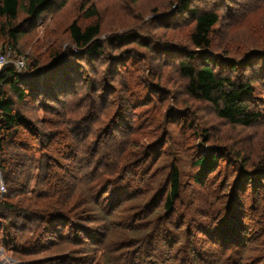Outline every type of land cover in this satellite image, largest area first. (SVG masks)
<instances>
[{
	"label": "rangeland",
	"instance_id": "rangeland-1",
	"mask_svg": "<svg viewBox=\"0 0 264 264\" xmlns=\"http://www.w3.org/2000/svg\"><path fill=\"white\" fill-rule=\"evenodd\" d=\"M20 1L24 3V0ZM172 1L176 0H59V3L62 2L59 7L44 14L34 27L20 37L15 47L20 57L18 60L13 56L9 58L11 63L24 62L22 68L15 69L17 73H29L30 69L36 73V64H39L40 72L53 66L49 69L51 71L57 65V56L64 55V61L57 66L61 67L53 71L54 77H50L49 71L45 78L43 75L40 78L52 80L60 87L64 86L59 80L73 86L71 92L62 91L63 88L58 86L56 89L51 87L49 98L53 97L56 102L42 98L37 100L34 96V100L15 106V110H20L37 128L36 132L24 128L11 134L8 146H5L6 154L0 157V164L7 162L17 170V173L11 172L10 182L6 184L5 174L0 169V264H34L52 256L53 251V254H61L71 248L70 245H58L48 250L52 245L49 230L53 226L35 233L39 222L34 211L55 215L63 209L67 210L68 215L81 219L94 232L100 231L103 226L108 243L110 235L117 239L125 237L123 226L119 229L117 223L122 225L130 214H135L132 216L134 221L140 215L146 216L144 211L152 209L155 200H161L154 208L159 211L153 218L158 224L154 226L150 223L148 236L156 228L165 232L162 237L153 236V242L149 240L151 243L147 242L149 244L144 247H137L140 252L135 259L142 258L144 264H238L244 252L245 238L239 233L240 228L235 221L231 220L232 214L241 221L243 216H238V212L246 209V226L250 228V235L264 228V215L255 207L254 200L256 188L264 196V180H260L253 189L248 187L241 171V168L259 163V158L264 156V119L263 125L250 128L233 126L220 119L213 106L192 99L186 93V81L180 79L177 82L179 73L175 64L180 57L175 59L174 54L180 48L183 51L193 50L190 36L194 32V24L188 14L178 13L177 4L173 6ZM195 5L201 10L221 13L222 19L214 30L212 45L207 53L212 55L216 69L224 74L253 79L256 91L253 100L264 113V0H200ZM92 6L98 12L97 21L101 25L98 39L104 47L102 57L80 52L70 38L69 28L74 22L81 26L93 24V21L83 17ZM173 11L177 14L171 20L156 19V14ZM22 25L21 30L25 23ZM115 35L124 36L125 40L109 43V38ZM2 37L0 50L5 47L2 44L8 42L6 34ZM5 50L12 51L9 47ZM250 55L258 58L248 64ZM261 57L263 61H258ZM234 63L237 69L232 66ZM65 65L68 69L63 68ZM121 91L124 98L118 106L114 105ZM96 93L105 94L108 99L104 110L106 114L93 127L92 133L98 129L107 133L111 128H124L126 134L115 138L122 141L118 150L129 152L128 157L132 156L127 161L128 167L123 170L126 171V183L123 178L116 180L117 188L110 198L107 196L101 202L102 209L94 202L95 197L99 200V194L92 199L85 192H74L77 181H74L76 176L71 174L72 161H68L71 168L68 170L65 166L63 172V175L71 174L66 178L70 186L66 194H54L51 199L46 187L40 184L44 174V166H41L45 160L38 135L52 131L64 133L63 137L75 134L72 127L85 117L88 119L90 109L96 110L97 103H89ZM191 111L195 115L190 114ZM125 119L126 122H123ZM204 131L211 135V142L203 140ZM97 144L95 138L88 140V147L91 146L93 151ZM215 152L220 158L215 172L203 184L196 185L193 181L199 173L196 160L201 154ZM172 165L181 170V195L173 213L165 215L162 193L167 192V187H164L168 184L169 167ZM262 165L261 168H264ZM88 179L87 176L89 183ZM140 185H148L146 188L151 189H147V194L138 196L134 188ZM120 187L123 191L117 194ZM122 197L124 199L120 202ZM114 199L123 205L124 210L128 209L126 216L123 215L124 210L112 219L102 216ZM124 202L129 205L125 206ZM29 214L34 215L32 222L33 216ZM225 214L226 222L221 225ZM180 225L189 229L179 234L182 242L178 245L179 239L172 233ZM38 236L40 245L36 243ZM134 237L133 233H128L123 240L128 244H140L139 235L129 242ZM32 240L33 244L26 252L24 242ZM262 240L260 244L264 242V233ZM259 245L247 251L244 260H257L255 255H258Z\"/></svg>",
	"mask_w": 264,
	"mask_h": 264
},
{
	"label": "trees",
	"instance_id": "trees-1",
	"mask_svg": "<svg viewBox=\"0 0 264 264\" xmlns=\"http://www.w3.org/2000/svg\"><path fill=\"white\" fill-rule=\"evenodd\" d=\"M58 1L59 0H24V3H22L20 0H0V43L3 38L2 35L4 34H6L8 40L7 44H2L5 47L1 48V50L4 51L7 47L11 48L14 59L18 60L20 54L16 51L15 47L18 46L20 37L25 34V32H28L30 28L34 27L44 14L47 15V12L55 10L59 7L58 4L61 5L63 2V0L61 3ZM198 1L200 0H176L175 2H171L173 6L177 4L175 7L179 11L178 13L188 14L192 18L194 24V32L192 36H190V45L193 47V50L183 51V49L180 48L177 49V53L174 54L175 59L180 57L175 64L179 73L177 82L180 81V79L186 81V83H188L186 86V93L192 99L213 106L216 115L231 125L243 128H250L259 124L263 125L264 113L253 100L256 92L253 86V79L251 77L250 79L249 77L234 78L231 76V73L224 74L216 69L213 64L214 60L211 57L212 55L207 53V50L212 45L214 30L217 25H219L222 18L221 13L215 10H201L200 7L195 5ZM161 14L162 13L156 14V19L168 21L171 20L177 12L173 11L169 14ZM21 15H23L22 20ZM83 17L84 19L93 21V24L81 26L78 22H74L69 28L70 38L80 52L90 56L102 57L104 47L98 39L101 36V25L97 21L98 12L95 7L92 6L87 9ZM24 23L25 27L21 30L22 24ZM123 40H125L124 36L115 35L109 38V43H119ZM258 55L259 54L255 56ZM255 56L250 55L248 57L250 61L248 64L255 58H258ZM57 58H59L56 63L57 65H55L56 67L51 71L49 69L53 66L40 72V66L36 64L34 67V69L36 68L35 70H37L36 73H34V71L32 72L30 69L29 73H22L21 75L17 73L12 65L4 67L2 72H0V157L6 154L5 146H8L7 141L11 134L24 128H27V130L34 129L33 131L36 132V125H32L29 119L22 114L20 110H15L16 104L25 103L26 100H34V96L37 100L42 98L48 102H56L53 97L49 98L51 87L56 89V86H58L59 88H63L62 91L68 90V92H71L70 88L73 84H65L63 81L59 80V83L62 82L64 86L60 87L57 83H52V80H42L40 78L42 75V77L45 78L49 71L51 72L50 77H54L52 76L53 71L61 67L57 66L61 61H64L65 56L60 55L57 56ZM258 61H263V58L261 57ZM235 64L236 63L232 64V66L234 69H237ZM66 66L67 65L63 66V68ZM102 92L103 91H100L99 93ZM123 98L124 94L121 91L114 105L118 106ZM107 99L105 94L99 95L98 93H96L94 98L92 97L89 103L96 102L98 106L94 111L91 109L89 110V113H87V115L89 114L88 119L85 117L86 120L84 119L72 127V130L76 131L75 134H66V137H63L64 133L52 131L50 133L42 132L38 135V138H41L39 147L43 152L45 160L41 166V168L44 166V174L40 184L46 187L51 199L55 196L54 194L59 196L60 194L67 193L70 186L66 181L71 174L76 176L75 180L73 179L77 181V184L74 185L75 193L79 191L82 193L85 192L90 195L92 199L94 195L97 196L99 194V200H96V197L94 200L97 206H99V204L101 206V202L104 201L107 196H109V198L112 196V191L117 188L116 180L119 181L122 178L124 181L126 180L124 176L126 171L123 170L125 167H128L127 161H130L132 156L128 157L129 152H124L121 149L118 150L120 142L122 141H116L115 138L120 134H126L127 131L122 127H116L115 129L111 128L107 133H104V130L102 131L101 129L92 133L93 127L97 125L103 118V115L106 114L104 110L107 106ZM77 100H79V97H77ZM86 105L88 106V104ZM110 105H113V103H110ZM172 112L175 114L174 111ZM95 113H97L96 116ZM64 114L66 113H63V115ZM190 114L195 115L192 111ZM123 122H126V119ZM103 124H105V122ZM204 133L203 140L208 143L211 142V135L208 134L207 131H204ZM91 138H95L99 143L95 145L96 149L94 151L90 149L91 146L88 147V140ZM127 144H130L129 137ZM112 157H114V159L110 160ZM68 161L74 162L72 168L71 162L68 163ZM218 161H220V158H217L216 152L200 155L195 163L199 170L198 175L193 179L196 185L203 184L204 180H206L211 173L215 172ZM227 162L228 160H226V163ZM242 162H244L246 166L245 160ZM258 162H261L260 164L264 166V156L259 158ZM259 163H253L252 166L250 165L246 169L241 168L242 175L246 178L248 187H252L253 189L261 182L260 180H264V168H261ZM1 164L0 169L5 174L4 182L9 184L11 172L17 173V170L10 167L7 162H2ZM65 166L68 170L69 168L72 169V173L69 176L66 173L63 175ZM157 167H155V171H157ZM87 176L89 178V183L87 182ZM168 177V184L164 187H167V192L162 193V209H165V215L173 213L175 204L181 195V170L178 166L172 165L169 167ZM132 185L134 186V183H132ZM147 186L148 185H140L134 188V190H136L138 196L147 194V189H151L146 188ZM117 190V194L123 191L121 187ZM41 191H43V189H41ZM95 191H97V193L93 194ZM256 192V199L254 200L257 206L255 207L264 215V196L259 194V188H256ZM123 199L124 197L120 198L119 201L121 202ZM125 202H129V200ZM154 202L155 205L152 209H146L145 207L146 210L144 209V213H146V216L140 215V217H136L138 218L136 221L132 218L135 214L126 216L128 209L124 210L123 205L118 204L116 199H114L113 202L110 201L109 206H107L108 209L102 213V216L106 215L108 218L112 219L119 216L118 214H121L122 210H124L123 215L125 214L126 217L122 225L117 223L116 226H119V229L123 226V235H125V237L128 233H133L136 236L134 239H130L129 242L136 240L138 235L141 237L145 234L144 237H141V243L138 245L133 243L128 244V242L123 240L125 237L117 239L113 236L112 238L110 233V242L107 243V238L105 237L107 234H104L103 226L99 228L101 232L99 230L94 232L93 228H90V230L85 223H82L81 219L68 215L69 212L64 209L63 211L57 212L60 214L55 215L49 213V215L43 214L46 213L43 211H34L33 213L36 215L39 222L37 227L38 231H35V233L38 234L41 230H45L46 227L53 226L49 230L52 234L50 237L52 245L47 248L48 250H53L52 248L58 245L71 246L67 252L53 254V251L51 252L52 256L44 258L43 261L34 262V264H144L142 258L135 259L140 252L137 250V247L140 245L144 247L147 242H153L151 241L153 236L161 235L162 237V234L165 232L156 228V230L154 232L152 231L153 233L148 236V227L152 224L154 226L158 224L157 220L153 219L154 215L156 216L159 213L158 210L154 209L158 200ZM160 202L161 200L158 204ZM127 205L129 204L125 203V206ZM224 205H226V203ZM5 206L8 208L12 207V205L8 204H5ZM100 208L102 209V206ZM245 213V208L239 210L238 216H243L241 221L235 214H232L233 217L231 218V220L235 221L237 227L240 228L239 233L245 238L244 252L238 264H264V242L260 244V242L263 241L262 235L264 233V228L262 231L256 234L252 232L250 235V228L246 226ZM253 215L254 214L251 216ZM29 216H33L30 221L32 222L34 220V215L29 214ZM225 222L226 214L221 220V225ZM179 227V229L176 227L174 229L175 231L172 233V236L178 237V245L182 242V237L179 236V234L182 235V233L184 234L185 231L189 229V227L183 229L181 225ZM51 230L53 231L51 232ZM40 236L37 237L38 240L36 241L38 245H40ZM164 239L163 237L162 240ZM10 240L13 241V237H10ZM47 241L48 240L45 242ZM32 244L33 240L24 242L23 249H27L26 252H28ZM258 245L260 247L258 255H255L257 260L252 262L244 260V255H246L247 251ZM186 246L187 244L183 248H186Z\"/></svg>",
	"mask_w": 264,
	"mask_h": 264
},
{
	"label": "built area",
	"instance_id": "built-area-1",
	"mask_svg": "<svg viewBox=\"0 0 264 264\" xmlns=\"http://www.w3.org/2000/svg\"><path fill=\"white\" fill-rule=\"evenodd\" d=\"M12 56H13L12 51L0 50V72H2L4 67L8 65H12L16 70H19L20 68L24 66V62L21 60L11 63L9 61V58H12Z\"/></svg>",
	"mask_w": 264,
	"mask_h": 264
}]
</instances>
